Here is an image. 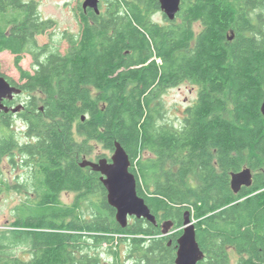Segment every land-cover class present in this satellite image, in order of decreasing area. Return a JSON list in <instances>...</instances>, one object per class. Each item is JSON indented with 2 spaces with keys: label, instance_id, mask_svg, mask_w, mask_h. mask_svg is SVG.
Returning a JSON list of instances; mask_svg holds the SVG:
<instances>
[{
  "label": "trees",
  "instance_id": "1",
  "mask_svg": "<svg viewBox=\"0 0 264 264\" xmlns=\"http://www.w3.org/2000/svg\"><path fill=\"white\" fill-rule=\"evenodd\" d=\"M76 10L83 32L58 60L60 51L37 41L56 34L55 22L33 0H0V52L15 55L21 87L35 93L20 114L26 142L0 113V165L21 154L30 176L16 188L30 186L38 199L0 227V264H95L122 237L132 250L166 254L163 240L147 239L158 232L152 222H117L102 174L81 165L95 145L114 152L116 142L138 194L179 237L191 212L199 264H264V0H181L163 23L154 18L159 0ZM25 54L42 65L36 73L22 67ZM186 82L197 98L170 122L163 96ZM244 167L252 183L236 191L232 175ZM2 173L0 192L14 189ZM62 191L77 193L73 205Z\"/></svg>",
  "mask_w": 264,
  "mask_h": 264
},
{
  "label": "rangeland",
  "instance_id": "2",
  "mask_svg": "<svg viewBox=\"0 0 264 264\" xmlns=\"http://www.w3.org/2000/svg\"><path fill=\"white\" fill-rule=\"evenodd\" d=\"M29 1V0H25ZM37 9H39L41 15L45 18L52 19L56 22L55 27L52 30L56 29V38L52 46L56 45V49L61 52L60 60L63 58L65 51H67V42L63 41V34L65 30L77 32L79 25L76 17V9L79 4V0H33ZM102 2V1H101ZM102 4V3H101ZM104 5V4H103ZM155 20L163 23L164 18L160 13L154 16ZM51 35L43 34L37 38L40 44H46L47 42L53 43L50 39ZM53 40V36H52ZM55 49V50H56ZM39 62L35 61L32 55L25 54L24 59L21 62V65L24 69L35 72L34 65L37 66ZM0 72L8 76L13 81L18 82L20 77L19 69L15 63V55L11 54L8 51L0 52ZM28 93H25L18 100L27 101ZM197 98V89L191 83H184L177 87L170 89L164 96V104L168 108V117L167 119L170 122L179 123L184 110L187 105L191 102H194ZM14 130L16 131V139L24 141L23 132L26 131L25 123L22 122V119L19 117H14L13 119ZM114 152L105 150L101 146L95 145L94 149L87 154L85 159L96 161L98 156L111 158ZM14 164H11L7 159H3L2 164V180L7 181L8 183L14 185V189H9L5 186L4 190L0 192V227L10 226L11 223L18 219V212H22L23 208L33 207L36 204L38 199L34 194V189L29 186L26 188H21L20 190L16 187L20 184L27 183V177L30 176L29 169L22 163V155L18 154L14 157ZM247 167H244L245 169ZM242 169V170H243ZM77 193L73 191H62L60 193L61 201L66 205H73L76 201ZM31 198L30 201L27 199ZM18 207H21L19 211ZM183 232V231H182ZM182 234V233H181Z\"/></svg>",
  "mask_w": 264,
  "mask_h": 264
},
{
  "label": "water",
  "instance_id": "3",
  "mask_svg": "<svg viewBox=\"0 0 264 264\" xmlns=\"http://www.w3.org/2000/svg\"><path fill=\"white\" fill-rule=\"evenodd\" d=\"M162 11L168 19L174 20L180 10L181 0H159ZM101 0H85L83 7L93 8L100 12ZM22 93V89L12 85L7 78L0 74V111L18 112L19 107H8L5 99H13L14 95ZM264 113V102L262 106ZM85 119V116L83 117ZM83 167L89 166L102 174L101 181L107 190L108 203L116 208L117 222L126 227L129 217L145 218L152 223H157L156 216L152 213L145 199L138 194L137 178L131 171V159L121 143L116 142L113 156L109 159L102 157L96 161L84 159ZM253 172L247 167L232 175V186L239 191L242 186L252 183ZM163 226L169 230L173 222L165 221ZM183 233L178 239V251L176 264H199L205 253L197 240L195 221L191 212L187 210L184 214Z\"/></svg>",
  "mask_w": 264,
  "mask_h": 264
},
{
  "label": "flooded vegetation",
  "instance_id": "4",
  "mask_svg": "<svg viewBox=\"0 0 264 264\" xmlns=\"http://www.w3.org/2000/svg\"><path fill=\"white\" fill-rule=\"evenodd\" d=\"M84 1L85 0H79V4L77 7L78 9H80V8L84 9L85 13H91L92 11H95L93 8H86L85 9L83 7ZM160 6H161V4H160ZM75 14L77 17L79 29L77 32L65 30V33L63 34V36H64L63 41L65 43L67 42V51H65V53H67L72 48V37H76V38L80 37V34L83 32V29H84L82 16L77 14V10H76ZM161 14H162L163 18H164V15L166 16V14L162 11V9H161ZM164 20H165V18H164ZM91 22H92V24H94L93 19H91ZM55 24H56V22H55ZM49 34L51 35L52 33H49ZM56 36H57V34L53 35V40H52V35L50 37V39L53 43L49 44L50 41L46 43L47 45H50V49H51L50 51H52V50L54 51L56 49V47H55L56 45L52 46L55 42ZM41 67H42L41 64H37V66L34 65V70H35L34 73H36L39 70V68L41 69ZM0 74H2V73L0 72ZM4 76L7 78V80L12 85L22 89V93L14 95L13 99H5L4 100L5 105H7L10 108L11 107H14V108L19 107L20 110L18 112L14 113L12 111H9V112L0 111V113L10 114V118H12V119H14V117H19L20 119H22L23 123H26L25 119L20 114L26 110L27 105H28V100L27 101H20L19 103H18V100L25 93L29 94L28 98H29V96L34 95L35 93L27 92L21 87L27 83V79L23 80L21 78V74H20V77H19L20 79L18 82H16V81L12 82L8 78V76H6V75H4ZM22 134H23V139H25V140L21 141V142H26V140L28 139V135H27L26 131L23 132ZM115 213H116V211H115ZM154 215L156 216L157 223H153V224L156 227L155 231H158V232H156L155 235L147 236V239H148V241H151L152 239H156V238L163 240L164 250L166 251V254L162 253L159 255H152V254H147L145 252V249L139 250V251L132 250L129 247L128 242L126 240H124V238L122 237L121 238L122 240L118 239V241H117V246L115 248L116 252L108 253L106 251L101 250L100 254L95 256V264H176L177 251H178V239H179L178 231H179V229L176 228L175 222L171 221V219H163L160 213L154 214ZM115 217H116V214H115ZM134 218H135L134 216L129 217V222H131ZM144 220H147V219L144 218ZM168 220L173 222V226L171 228H169V230H167L163 226L164 222L168 221ZM122 236H124V235H122ZM168 248H172L173 255H172V253L170 256L167 254ZM142 251L145 252L146 254L142 253Z\"/></svg>",
  "mask_w": 264,
  "mask_h": 264
}]
</instances>
